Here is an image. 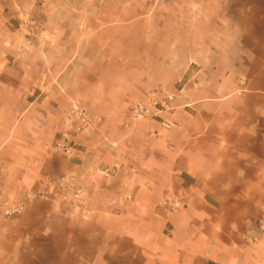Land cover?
<instances>
[{"label":"crops","instance_id":"crops-1","mask_svg":"<svg viewBox=\"0 0 264 264\" xmlns=\"http://www.w3.org/2000/svg\"><path fill=\"white\" fill-rule=\"evenodd\" d=\"M105 1L48 28L44 58L6 26L25 0H0V264H264V0ZM67 45L105 47L103 61L125 46L117 60L143 63L126 68L134 92L71 85L50 63ZM157 87L173 110L132 118ZM74 104L90 125L67 157L54 143ZM64 175L75 208L53 191ZM42 186L51 200L21 202ZM170 192L184 208L164 210Z\"/></svg>","mask_w":264,"mask_h":264},{"label":"rangeland","instance_id":"rangeland-1","mask_svg":"<svg viewBox=\"0 0 264 264\" xmlns=\"http://www.w3.org/2000/svg\"><path fill=\"white\" fill-rule=\"evenodd\" d=\"M25 2L28 6L25 9V14L18 20V23H14V26L17 25V27H13L6 22L7 29L9 30L8 32H12L13 28H15L14 30L19 32L21 39L24 38L28 41L30 40L34 41V43H38V52H40V55L45 58V52L47 50H51V46L44 45L45 39L50 37L46 35L48 28H56L53 31L55 36H61V27L68 30L73 21L77 20L78 16L87 18L84 15L78 14V7H81L80 5L92 6L93 0H25ZM142 4H145L144 0H132V5L135 8L140 9ZM103 5L109 6V4H107V0L103 3ZM73 32L75 31L73 30ZM24 48L29 51L28 45ZM139 48L140 47L138 46L134 47V49L138 52ZM53 49L55 50L56 56L53 54V61L50 63L53 65L54 69L57 68L59 71L66 70L69 71V73L74 74L75 77L70 79L71 85L73 82L79 80L86 82L85 86H87V83H89L88 81L92 80L98 88L101 87V85L103 86L104 83L111 86L117 84L123 89H126L128 92H134V89L132 90L133 87L128 83L129 78L126 79V68L128 71L131 70L139 72L142 69L141 66L143 63L134 62L132 66L129 67L126 66L127 62L117 60L120 55L124 54L125 46L112 47V51L117 58L109 59L108 61H103L100 57V55L103 57L108 54V52H106L107 48L105 47H101L99 51H92L90 47L87 46L72 45L63 47L54 46ZM171 51L172 47H164L165 56H167L169 52L171 53ZM92 52L97 53L96 55H98L100 60L98 59L94 62L88 61L87 57H90L88 54ZM82 56L83 59L81 60ZM69 57H71V59L68 61L67 59ZM50 63H48L49 66L51 65ZM157 64H159V62L150 63V66L148 67L153 68L154 66H157ZM160 64L165 66L168 65L166 62H160ZM92 71H94L95 77L93 79H88V76H92ZM79 75L81 77L77 78ZM135 79L136 78H133L132 81ZM22 199L23 200L21 202H26V205L32 202L28 200L25 201V196L24 198L22 197Z\"/></svg>","mask_w":264,"mask_h":264},{"label":"built area","instance_id":"built-area-1","mask_svg":"<svg viewBox=\"0 0 264 264\" xmlns=\"http://www.w3.org/2000/svg\"><path fill=\"white\" fill-rule=\"evenodd\" d=\"M245 82V79H243ZM175 100L168 89L165 87H157L150 92L146 100L137 101L130 110L131 117L134 119L142 120L149 117H154L161 111H172L173 102ZM90 125V117L87 110L79 104H74L69 110L62 126L59 137L54 143V151L71 157L75 153L76 139L82 135ZM1 176V170H0ZM56 189L54 193L57 194L61 201L71 204L72 207H77L79 202V189H75L72 194L69 193L70 178L67 175L57 179L55 183ZM57 190V191H56ZM53 191L43 186L36 191L28 194L27 200H51ZM166 212H175L185 207L184 200L176 196L173 192L168 193L162 203ZM24 210V204L18 205L14 208L6 210V215L11 216L20 213Z\"/></svg>","mask_w":264,"mask_h":264}]
</instances>
